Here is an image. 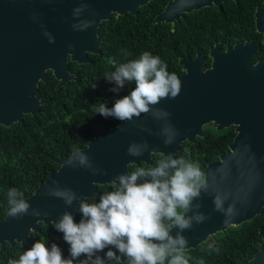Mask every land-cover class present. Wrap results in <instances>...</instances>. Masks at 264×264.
<instances>
[{
    "label": "water",
    "instance_id": "1",
    "mask_svg": "<svg viewBox=\"0 0 264 264\" xmlns=\"http://www.w3.org/2000/svg\"><path fill=\"white\" fill-rule=\"evenodd\" d=\"M148 1L0 0V126L8 127L21 122L25 115L37 114V83L44 80L47 70L61 87L72 79L68 62L84 64L87 54L99 53L101 42L96 30L100 21L111 14L134 16L137 8ZM223 1L171 0L153 22L170 24L190 11L220 7ZM81 5L86 8L74 17L73 10ZM253 18L264 45V1L263 7L255 9ZM89 21L93 22L91 26L83 27ZM49 37L54 42H49ZM257 48L253 42L235 44L223 51L214 45L208 51V68H204L205 57L199 54L192 59H180L178 64L183 70L177 76L182 84L180 93L155 106L170 115L157 119L151 113L141 114L130 122L118 120L109 129L96 126L85 147L58 158L57 170L51 171L24 198L30 205L27 214L13 218L6 210L0 220V247L14 242L24 246L29 233L38 231L37 223L54 224L65 211L76 217L77 202L66 206L62 199L48 194L50 188L71 189L81 199L99 198L97 186L111 185L117 175L126 173L128 165H150L153 154L174 156L182 142L192 143L196 137H202V128L209 123L217 131L233 126L235 136L227 151L202 170L207 189L193 203L201 204L199 211L207 219L193 222L192 228L182 233L188 240L186 250L257 215L264 206V60L251 62ZM166 124L176 133L170 145H165L160 135ZM144 141L148 149L142 156L127 153L130 144ZM77 154L87 155L93 168L79 166L78 161L76 166L66 163ZM93 169L102 172L94 174ZM216 196L221 198L225 209L234 208L235 214L227 217V223L225 214L214 209ZM33 210L40 215H33ZM176 232L177 229H172L173 235ZM243 264H264V236L258 250Z\"/></svg>",
    "mask_w": 264,
    "mask_h": 264
},
{
    "label": "trees",
    "instance_id": "2",
    "mask_svg": "<svg viewBox=\"0 0 264 264\" xmlns=\"http://www.w3.org/2000/svg\"><path fill=\"white\" fill-rule=\"evenodd\" d=\"M171 0H150L137 8L136 15L111 14L100 21L96 36L101 42L98 54H87V62H68V72L72 79L58 87L51 71L45 72L42 82L37 83L36 96L39 99L38 112L25 115L21 122L8 127L0 126V220L8 209V190L16 188L23 199L33 193L51 171H56V160L68 157L72 152L83 149L92 139L96 126L105 129L116 126L119 121L105 118L94 111V105L105 103L111 108L116 99L134 88V82L126 83L118 92L110 91L115 85L105 78L117 66L136 59L148 51L159 56L167 65L169 73L180 75L183 70L180 59L194 58L197 54L205 57L204 68H208L209 48L218 45L220 50L235 44L253 42L258 45L252 63L264 60V45L261 34L254 26L253 13L262 6L263 0H224L220 7L209 6L184 14L173 23H154V18ZM95 85V87H93ZM203 136L192 143L180 144L175 158H185L199 164L201 171L207 164L218 159L227 151L235 136L234 127L219 131L210 125L203 126ZM164 158L160 154L151 155V164L128 165L126 173L137 167H152ZM101 195L111 191V185L97 186ZM96 202L98 198H86ZM76 222L80 215L77 211ZM38 231L30 232L24 246L14 242L0 247V264H8L39 240L49 247L57 244L65 258L69 256L68 245L63 234L54 228L37 223ZM264 236V206L250 220L236 226H229L217 232L195 248L185 250L188 264H243L258 250ZM107 249L105 250V252ZM98 255L104 256V253ZM119 255V253L117 254ZM85 259L81 257L80 260ZM74 264H80L75 261ZM105 264H116L106 261ZM121 264H128L121 257ZM167 264V262H165Z\"/></svg>",
    "mask_w": 264,
    "mask_h": 264
},
{
    "label": "clouds",
    "instance_id": "3",
    "mask_svg": "<svg viewBox=\"0 0 264 264\" xmlns=\"http://www.w3.org/2000/svg\"><path fill=\"white\" fill-rule=\"evenodd\" d=\"M85 8L86 5L75 8L73 16H78ZM92 23L89 21L83 27H90ZM49 42H54L51 37ZM105 79L115 85L110 89L113 92L123 89L126 83L134 82L129 94L116 99L111 108L105 103L94 105L96 113L121 122H130L134 117L149 113L157 119L167 118L170 114L155 106L163 99L177 97L182 87L177 75L169 73L160 57L148 51L121 63ZM160 135L164 137V144L170 145L176 133L166 124ZM147 149V141L134 142L129 145L127 153L139 157ZM76 161L79 166L93 168L85 154H77L66 163L76 166ZM101 172V169H93L94 174ZM111 189L103 192L98 201L89 202L71 189L50 188L48 194L62 199L66 206L71 207L77 202L79 222L68 211L54 222V228L63 234L68 245L69 256L65 258L57 244L49 247L37 240L18 259H10L8 264H74L75 261H80V264H105L106 261L121 264V257L126 258L128 264H188L184 255L188 240L182 233L191 229L193 222L202 223L207 219L199 211L201 204L193 203L201 197L202 190L207 189L198 163L168 154L155 166L137 167L131 173H120L111 181ZM7 197L10 217L28 213L30 205L16 188L9 189ZM213 204L216 211L225 214V223L227 217L235 214L233 206L223 207L219 196L214 197ZM189 212L192 214L188 215ZM32 214L40 215L36 210ZM174 228L177 229L175 235L172 234ZM99 253H104V256ZM81 257L85 259L80 260Z\"/></svg>",
    "mask_w": 264,
    "mask_h": 264
},
{
    "label": "rangeland",
    "instance_id": "4",
    "mask_svg": "<svg viewBox=\"0 0 264 264\" xmlns=\"http://www.w3.org/2000/svg\"><path fill=\"white\" fill-rule=\"evenodd\" d=\"M207 125H210V126H212V124H211V123H209V124H207Z\"/></svg>",
    "mask_w": 264,
    "mask_h": 264
},
{
    "label": "flooded vegetation",
    "instance_id": "5",
    "mask_svg": "<svg viewBox=\"0 0 264 264\" xmlns=\"http://www.w3.org/2000/svg\"><path fill=\"white\" fill-rule=\"evenodd\" d=\"M264 1V0H263ZM263 1H262V6L261 7H263Z\"/></svg>",
    "mask_w": 264,
    "mask_h": 264
}]
</instances>
